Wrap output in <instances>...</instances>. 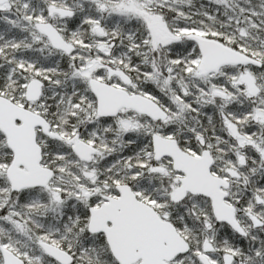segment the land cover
<instances>
[{
    "label": "snow or ice",
    "instance_id": "6c2138e0",
    "mask_svg": "<svg viewBox=\"0 0 264 264\" xmlns=\"http://www.w3.org/2000/svg\"><path fill=\"white\" fill-rule=\"evenodd\" d=\"M0 264H264V0H0Z\"/></svg>",
    "mask_w": 264,
    "mask_h": 264
}]
</instances>
